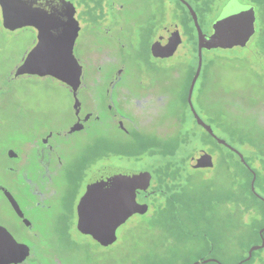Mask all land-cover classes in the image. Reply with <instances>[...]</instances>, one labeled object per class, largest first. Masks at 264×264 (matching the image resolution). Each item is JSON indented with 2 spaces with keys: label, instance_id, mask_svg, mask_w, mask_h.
I'll list each match as a JSON object with an SVG mask.
<instances>
[{
  "label": "rangeland",
  "instance_id": "rangeland-1",
  "mask_svg": "<svg viewBox=\"0 0 264 264\" xmlns=\"http://www.w3.org/2000/svg\"><path fill=\"white\" fill-rule=\"evenodd\" d=\"M78 1L73 0L74 3ZM111 1L125 5L121 15L131 13L136 23L128 24V20L124 19L125 25L120 30L109 25L114 36L110 40L103 37L101 40L111 49L116 47L115 37L125 43L127 72L137 75V72L151 68L144 59L150 56L149 46L158 34L157 28L163 23L162 14L157 12L160 4L156 0ZM186 1L195 10L203 33L208 34L229 0H201L198 4L194 0ZM238 1L248 3L253 0ZM260 1L262 9L261 13L256 14V33L248 47L202 51L201 78L206 75L210 81L194 98L196 112L212 128L214 135L239 152H244L241 145L244 130L256 125L264 111V0ZM167 2V18L181 25L188 37L179 46L166 70L171 103L169 111L179 121L175 125L176 130H170L162 138L154 137L142 148L130 146L118 133H114L112 142H109L116 152L136 151L141 159L137 166L142 165L153 172V180L158 187L152 204L148 203L145 214H134L120 225L115 231V241L106 245L94 241L103 232H85L72 227L75 203L83 192L91 170L76 174L77 185L66 190L60 188L48 207L46 203L42 207L35 206L23 190L19 189L17 193V187L6 184L38 231L37 243L42 248L38 254L27 259L26 264H193L205 258H215L222 264H236L245 253L247 255L248 247L259 244L257 233L261 221H254V228L242 230L240 237L232 235V225L223 238L216 233L223 218L228 217L234 223L236 218L232 214V207L220 202L225 195L226 167L231 166L232 179L238 184L244 182L247 175L237 156L208 136L185 105L187 77L197 64V34L184 5L179 0ZM108 12L111 15L114 11L108 9ZM91 24L85 31L94 30ZM96 34V37L103 36ZM192 42H196V51ZM31 43L29 39L24 44L22 41L19 45L15 44L13 53L17 56L16 61ZM89 45L92 48L90 42L83 40L81 32L74 53L85 68L93 69L98 65L97 57L86 61L83 58ZM258 50L260 56H257ZM116 52L121 55L117 48ZM49 86L51 90L48 92ZM15 88V94L7 98L2 109L3 134L14 133L18 123L22 126L34 122L65 126L72 121V102L68 91L59 81L49 76L29 77L20 79ZM72 140L75 145L66 151L71 158L85 155L86 162L97 151L93 146L98 143L80 133L75 134ZM199 149L207 153L215 151L219 156L220 164L213 170L205 171V176H211L207 182L200 177L204 171L190 167L189 157ZM123 162L128 163V160ZM243 205L247 207L252 204ZM242 221H249L244 213ZM0 225L6 227L16 240H28L25 227L1 193ZM260 257L264 258V250L256 255V260Z\"/></svg>",
  "mask_w": 264,
  "mask_h": 264
},
{
  "label": "flooded vegetation",
  "instance_id": "flooded-vegetation-1",
  "mask_svg": "<svg viewBox=\"0 0 264 264\" xmlns=\"http://www.w3.org/2000/svg\"><path fill=\"white\" fill-rule=\"evenodd\" d=\"M67 1H70L74 5V16L79 24L78 34L73 46V54L81 67L79 81L76 89H74L72 86L52 76H49V78L59 81L68 91L72 102V121L65 126L63 124L43 122L27 123L22 126L18 123V126L13 130L15 132L10 134H3L2 132L4 120L1 117V113L5 102H7V98L13 93L15 94V86L18 85L20 79L29 77L47 78L48 75L40 76L38 74L21 73L18 71L26 54L37 43V30L32 26L12 28L4 25L0 9V141H2L0 145L2 147L0 151V157L2 158V163L0 164V193L26 229L25 234L28 240L17 241L28 246L29 255L27 259L38 254L42 248L37 243L39 237L38 231L35 230L32 220L25 216L13 191L9 190L6 184L17 187V193L20 192L19 189L23 190L26 197L34 201L35 206L42 207L43 203H46L48 207L51 200L59 194L60 188L63 187L66 190L69 187L73 188L77 185L78 179L75 176L76 174L80 175L82 172L91 170L85 182L83 192L75 203L73 211L72 227H76L77 230V205L86 191L90 177L96 170L102 167L113 166L131 171L148 172L150 174L149 186L145 191L137 190L136 201L140 204H152L151 200L153 196H156V189L158 187V183L153 180V172L142 167V165L137 166V162L141 161V159L138 157L136 151L116 152L115 149L110 147L109 142H112L111 136L114 133H118L124 137L125 141H127L126 143L130 146L142 148L154 137L162 138L168 135L170 130H176L175 125L179 122L178 119L176 120L175 117H172V113L169 111L171 103L166 70L168 71L173 61L172 58H175V52L188 37L185 35V31L181 25L175 23L181 37V43L173 54H168V50L156 46L158 38L163 34V26L170 22L166 13L168 11L166 5L168 0H156L160 4L157 7V12L162 14L163 23L157 28L158 34L153 37L154 40L149 46L150 56L144 59V61L150 64L149 67L151 68L139 71L137 75L127 72L125 43H122L115 37L114 42L117 41L116 47L111 49L102 41L103 38L110 40L114 36L113 29H122V25H125L124 19L128 20V24L136 23V19L131 13L126 14V16L124 13L123 16L121 15L122 10L126 6L122 3L115 4V1L111 0H77L78 2L76 3L73 0ZM239 3L253 7L255 20L257 12L261 13L262 6L259 0ZM79 7L82 8L78 9ZM184 7L187 9L185 5ZM108 9L114 12H111L110 15ZM90 24L93 25L94 30L92 32L85 31L86 27ZM109 25H113V29H110ZM254 27L256 33L255 21ZM81 32L83 40L90 42L92 45V48L89 45L90 48L88 47L84 51L83 58L86 61L90 59L95 60L97 57L98 65L96 68H85V65L74 53V47ZM95 34L103 36L96 37ZM29 39L32 42L31 46L25 49L16 61L17 56L13 53V47L19 45L21 41L24 44ZM192 43L193 47H195L196 42ZM248 43L244 47H237L246 48L249 46ZM116 48L120 50L121 55L117 54ZM128 50L130 52V49ZM166 52L167 54H165ZM260 55L261 52L259 51L257 56ZM196 68L192 74L189 72L187 77L188 84L185 91V105L188 107L195 122L196 120L187 101V95ZM209 78L206 75H203L201 78L200 69L191 94L193 107L195 104L194 98L199 96L203 89L206 88L210 81ZM198 82L199 85L197 84ZM47 90L49 92L51 87L49 86ZM77 133L98 143L96 145H94L95 143L93 144V149L97 148V151L86 162L85 155H77L71 158L66 154V151L75 145L72 139ZM244 134L241 144L244 152H240L243 161H241L238 154L234 153L227 146L222 145L237 156L238 161L246 172L247 177L245 181L240 182L245 187L242 202L255 204L262 208L260 211H255L252 208L246 209L244 212L245 216L248 220L264 221V111L261 113L257 124L246 128ZM209 154L212 157V167L190 166L193 170L204 171L200 177L206 182L211 179V176H205V171L207 169L213 170L220 164L219 156L215 151H211ZM124 160H128V163L123 162ZM230 169V165L226 167L227 181L225 195L221 199V203L228 206H231L232 203L234 184L238 186L237 183H233ZM252 172L255 174L254 192L251 189ZM9 196L16 202L21 215L17 214L14 210ZM72 234L71 230L70 235ZM94 241L97 243L96 239ZM25 261L21 264H26Z\"/></svg>",
  "mask_w": 264,
  "mask_h": 264
},
{
  "label": "water",
  "instance_id": "water-1",
  "mask_svg": "<svg viewBox=\"0 0 264 264\" xmlns=\"http://www.w3.org/2000/svg\"><path fill=\"white\" fill-rule=\"evenodd\" d=\"M188 9L197 34L198 64L191 80L187 101L196 123L218 143L238 154L224 140L216 137L194 109L191 102L192 89L199 75L202 50L230 49L244 47L255 33V14L252 6L242 5L237 0H229L220 15L214 20L209 34L203 33L195 10L186 0H180ZM3 24L9 27L32 26L37 30V43L23 59L18 71L21 73L52 76L76 89L81 67L73 54V46L79 24L75 19V7L67 0H0ZM156 46L173 54L181 43L177 25L169 22L162 28ZM168 33L167 35H165ZM167 54V52L165 53ZM190 164L195 167H212V157L199 149L190 156ZM251 189L254 192L255 174L252 172ZM150 174L143 171L106 166L96 170L90 177L87 188L77 205V227L81 231L103 232L95 238L102 244H111L116 239L115 231L133 214H145L148 205L136 201L137 190H147ZM17 214L21 215L16 202L9 196ZM260 243L248 248L246 257L236 264L250 260L254 251L264 248V226L258 231ZM29 248L18 242L14 236L0 225V264H21L27 259ZM214 262L215 258H205L193 264Z\"/></svg>",
  "mask_w": 264,
  "mask_h": 264
},
{
  "label": "trees",
  "instance_id": "trees-1",
  "mask_svg": "<svg viewBox=\"0 0 264 264\" xmlns=\"http://www.w3.org/2000/svg\"><path fill=\"white\" fill-rule=\"evenodd\" d=\"M194 1L198 4L201 0H194ZM208 136H210V135L208 134ZM233 183H237V182H235V180H234ZM235 186L236 185L234 184V187L232 189V203H231V206H230V208L232 207V211H233L232 214H235V216H236L235 223L233 221L230 222L228 217H227V219H224L223 218L221 220V223L219 225V228H217V230L219 229V231L216 232L217 235H218V237H222L223 238L224 236H226L228 234L227 233V229L229 230V228H230L231 225H232V235L235 238L238 237V236L240 237L241 231L244 230L246 227L254 228V225H253L254 220H249L248 223H244L242 221V215L245 212V210L246 209H249V208H252L255 211L262 210V208L260 206L255 205V204L254 205L252 204L251 206L245 207L243 205V202H242V198H243L244 193H245V187L242 186L241 183H239L238 186H236V187ZM223 197H224V195L220 198V202H221V199ZM263 226H264V222L261 221V225L259 226V228H261ZM259 228H258V230H259ZM257 240H258V243H260V237H259V235H257ZM263 250H264V248L259 249L257 252L254 251L253 254H252V257L250 258V260H248L247 262H245L243 264H255L257 262H259L261 264H264V258H261L260 257L258 260H256V255L258 253H260L261 251H263ZM255 253H256V255H254ZM244 257H246V253L243 256V258Z\"/></svg>",
  "mask_w": 264,
  "mask_h": 264
}]
</instances>
